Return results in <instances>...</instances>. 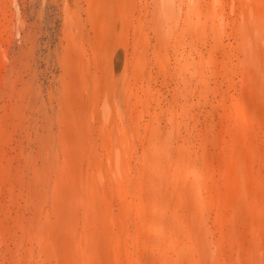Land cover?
<instances>
[{
  "label": "rangeland",
  "instance_id": "1",
  "mask_svg": "<svg viewBox=\"0 0 264 264\" xmlns=\"http://www.w3.org/2000/svg\"><path fill=\"white\" fill-rule=\"evenodd\" d=\"M0 264H264V0H0Z\"/></svg>",
  "mask_w": 264,
  "mask_h": 264
}]
</instances>
